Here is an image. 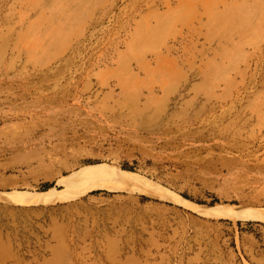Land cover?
<instances>
[{"label":"rangeland","instance_id":"rangeland-1","mask_svg":"<svg viewBox=\"0 0 264 264\" xmlns=\"http://www.w3.org/2000/svg\"><path fill=\"white\" fill-rule=\"evenodd\" d=\"M88 164L130 175L0 200V264H264L180 200L264 207V0H0V192Z\"/></svg>","mask_w":264,"mask_h":264},{"label":"bare ground","instance_id":"bare-ground-1","mask_svg":"<svg viewBox=\"0 0 264 264\" xmlns=\"http://www.w3.org/2000/svg\"><path fill=\"white\" fill-rule=\"evenodd\" d=\"M96 26L98 25L96 24ZM102 172L114 173V177H103L101 176ZM129 175L130 172L127 170H120L116 172L108 167L101 166L100 164H88L75 171H72L59 180L65 186L64 191H55L53 188H50L46 191L37 193H28L26 191L0 192V200L17 201L25 204L49 203L57 200L73 198L80 193H84L90 189H95L98 187L106 186L110 188H118L117 182L120 183V178L127 177ZM180 200L185 204L191 205L193 210L201 212L205 215L230 218L235 221L257 220L264 222V207L255 208L250 206H236L229 204H217L214 206L205 207L194 204L183 198H180Z\"/></svg>","mask_w":264,"mask_h":264}]
</instances>
